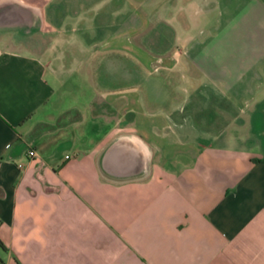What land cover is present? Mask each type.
Segmentation results:
<instances>
[{"label": "crops", "instance_id": "0c3cea01", "mask_svg": "<svg viewBox=\"0 0 264 264\" xmlns=\"http://www.w3.org/2000/svg\"><path fill=\"white\" fill-rule=\"evenodd\" d=\"M0 243L264 264V0H0Z\"/></svg>", "mask_w": 264, "mask_h": 264}, {"label": "rangeland", "instance_id": "374dc122", "mask_svg": "<svg viewBox=\"0 0 264 264\" xmlns=\"http://www.w3.org/2000/svg\"><path fill=\"white\" fill-rule=\"evenodd\" d=\"M32 1V0H31ZM33 3H37V0H33ZM10 43L14 46V47H18V46H16V45H18L19 43H18V39H16V38H11L10 39ZM13 46H10V44L8 45V47H13ZM198 135H199V137H198V139H199V141H204V137H201L202 135L200 134V133H198Z\"/></svg>", "mask_w": 264, "mask_h": 264}, {"label": "trees", "instance_id": "16d2710c", "mask_svg": "<svg viewBox=\"0 0 264 264\" xmlns=\"http://www.w3.org/2000/svg\"><path fill=\"white\" fill-rule=\"evenodd\" d=\"M0 245H1V243H0Z\"/></svg>", "mask_w": 264, "mask_h": 264}]
</instances>
